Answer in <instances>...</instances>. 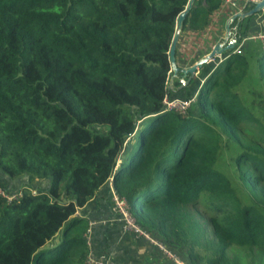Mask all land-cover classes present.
<instances>
[{"label": "trees", "instance_id": "1", "mask_svg": "<svg viewBox=\"0 0 264 264\" xmlns=\"http://www.w3.org/2000/svg\"><path fill=\"white\" fill-rule=\"evenodd\" d=\"M188 2L0 0V188L21 192L0 196V264H86L77 211L110 178L179 258L264 264V45L242 42L240 19L225 65L190 80L185 112L164 110L183 89L168 87V50ZM223 2L194 1L183 46Z\"/></svg>", "mask_w": 264, "mask_h": 264}, {"label": "crops", "instance_id": "2", "mask_svg": "<svg viewBox=\"0 0 264 264\" xmlns=\"http://www.w3.org/2000/svg\"><path fill=\"white\" fill-rule=\"evenodd\" d=\"M247 3L251 4L252 7L253 5L252 3L249 2ZM245 6H246V1L243 0H238L235 7L226 3L224 0L221 7L212 13L209 25L196 37V41H197L196 45L200 49L201 48L204 49L203 54L208 52L211 49L212 45L218 42L219 40H221L222 37L224 36L225 34L224 25L226 19L230 15H232L233 12L237 10H242V11L248 10ZM250 17L251 18L249 19L246 27L248 36L252 35L255 32L264 30V8L259 12L251 15ZM231 25H232V30L236 31L237 25L235 24V21H233ZM246 37L247 36H245L244 38ZM244 38L242 39V42H246L247 39ZM251 40L253 39H250L249 41ZM237 46L238 43H236L234 47ZM222 57H225L224 54L211 60L210 62L213 63V66H216V64ZM198 58H196V60ZM48 183L49 181H44L42 182L41 185L45 187ZM9 184L13 187L12 181H10ZM109 188L110 186L109 183L107 182L104 186H102L100 191L97 193V195L91 202H89L86 206L80 208L82 212L81 215L85 216L89 220V226L85 233V238L89 245L90 254L93 256H97L101 253H106L114 261L120 264H138L142 261V259L145 256H146V262L151 261L152 258L154 257L152 252H154L155 248L148 241L142 238H136V240L138 239V241L144 242L146 245L140 246L136 253L131 254L137 257L128 258L126 261L127 263L122 261V259L124 260L125 257L123 258V256H120L119 252L123 254L122 250H119L121 246L119 245L120 243L117 242V238L111 236L112 229L113 227H120L121 230H123L124 232H127L128 234L131 233L125 231L123 225H121V223L118 222L121 221L119 215L115 213L111 214V211H108V202L110 196ZM103 246L104 247L108 246L111 249L114 248L112 250H115L113 251L115 252L113 253L115 255L110 254L108 253V251L102 249ZM138 258L140 259V261H138L139 260Z\"/></svg>", "mask_w": 264, "mask_h": 264}, {"label": "rangeland", "instance_id": "3", "mask_svg": "<svg viewBox=\"0 0 264 264\" xmlns=\"http://www.w3.org/2000/svg\"><path fill=\"white\" fill-rule=\"evenodd\" d=\"M255 33H257V32H255ZM255 33H253V34H255ZM186 32H182V33H180V37H179V40L181 41H179L178 40V42H177V44H178V46H180L181 47V49H182V46H183V43H184V41H185V37H186ZM190 41L188 40L187 41V43H186V46H183L184 47V49H183V51L184 52H187V56H186V58H184L182 61H176L177 62V65L179 66V67H187L189 64H192L193 63V59H195V58H198V56H199V54H200V52H204V49H200L196 44H189L188 45V43H189ZM251 42L253 43V44H255V45H257L258 43H262L259 39H255V40H251ZM195 61V60H194ZM225 60L223 61V62H221V66H223V65H225ZM207 73L205 74V75H200V71L198 72V74L195 76V78H197L196 79V81L194 80V82H197L198 80V82L196 83V86L198 85V86H201L202 85V83L204 82V80H205V77H207ZM170 76V75H169ZM175 79V78H174ZM190 82V81H189ZM188 82V83H189ZM188 83L184 86V87H182V88H180V89H182V91L180 92V93H178V94H180V95H178V97H174V98H179L182 102H185V101H190L191 102V100L194 98V96L196 95V92H197V90H196V88H193V83L192 84H190V85H188ZM178 87V85H175L174 84V82H173V90L174 91H177L179 88H177ZM185 88V89H184ZM179 89V90H180ZM189 93H190V95H189ZM190 102H189V105H190ZM189 105L187 106V108L189 107ZM186 108V109H187ZM186 111V110H185ZM102 130V132H104L105 131V128H102L101 129ZM227 158H228V156L225 154V156H224V158L222 159V161H223V168L224 169H226V170H228V167H227V165H229L228 163H226V161H227ZM121 161L120 160H118V164L120 163ZM229 171V170H228ZM109 194H110V196H109V202H108V211H111V214H113L114 213V211H113V209H112V207H113V201H112V192H111V189L109 188ZM126 205V204H125ZM125 211H126V213H125V216L123 217V219L120 217L121 215L120 214H118V215H120L119 217H120V219H121V221H118L119 223H121V225H125V227H124V229L128 226V225H130L131 223H134V219H133V217L129 214V212H128V210H127V208H126V206H125ZM77 213L78 214H81L82 212H81V210L79 209L78 211H77ZM125 220V221H124ZM116 223V222H115ZM128 223V224H127ZM125 231H128V232H130L131 234H128L127 232H124L123 230H121V228L120 227H113V229H112V233H111V236L112 237H115V238H117V242H119L120 244V248H119V250H122V253L123 254H121V252H119L120 253V256H123V258H124V260L122 259V261H124V262H126L127 261V259L128 258H131V257H134V258H136L137 256H134V255H131V254H134V253H136L137 251H138V248L140 247V246H144V245H146L144 242H141V241H138V239L136 240V238H142V237H136L135 236V233H133L132 231H130L129 229H125ZM60 232L58 233V235L51 241V244L49 245V246H52L54 243H56L57 241L56 240H58L59 238H60ZM143 239V238H142ZM49 246H46V247H44L43 249H47V248H49ZM102 249H104L105 251H108V253H110V254H113V253H115V252H113V251H115V250H112V249H114V248H109L108 246H103V248ZM118 251V250H117ZM153 253V255H154V257L152 258V260L151 261H149V262H146V256L142 259V261L140 262V263H138V264H168V260H167V257H163V256H161V255H159L157 252H152ZM150 254V253H149ZM178 254H179V252H178ZM113 255H115V254H113ZM147 255H148V253H147ZM111 258V257H110ZM180 261H181V264H190L189 262H188V258H187V256H186V254L184 253V252H181L180 253ZM112 259V258H111ZM120 259H121V257H120ZM139 259V258H138ZM113 260V259H112ZM138 261H140V259L138 260ZM137 261V262H138ZM170 262H171V260H169ZM127 263V262H126Z\"/></svg>", "mask_w": 264, "mask_h": 264}, {"label": "water", "instance_id": "4", "mask_svg": "<svg viewBox=\"0 0 264 264\" xmlns=\"http://www.w3.org/2000/svg\"><path fill=\"white\" fill-rule=\"evenodd\" d=\"M194 1L195 0H189L185 9L178 15L176 30L172 38L170 48L168 50V56H169V62H170V68H171L170 70L171 74L168 78V87L170 89L173 88L174 78L178 77V73L181 74L178 77L180 84L177 87L180 89L184 87L193 77H195L198 74V72L200 71V69L202 68L204 64L223 55L224 52L234 49L237 39L235 37L236 35L235 31L232 30L231 23L233 21H236L235 24L237 25L240 19L251 16L264 8V0H259V1L254 2L252 7L246 11L237 10L233 12L232 15H230L225 21V25H224L225 34L222 37V39L216 42L215 44H213L211 49L208 52L200 56L192 64L188 65L187 67H179L176 62V55H175L176 46H177V42L180 37V33L182 31L184 19L186 18L187 14L191 10L194 4ZM225 58L226 57H222L218 61V64L223 62Z\"/></svg>", "mask_w": 264, "mask_h": 264}, {"label": "built area", "instance_id": "5", "mask_svg": "<svg viewBox=\"0 0 264 264\" xmlns=\"http://www.w3.org/2000/svg\"><path fill=\"white\" fill-rule=\"evenodd\" d=\"M238 0H225L226 3L230 4L231 6H236ZM249 3H254L256 1L259 0H243ZM244 39H259L262 44L264 45V30L262 31H258L255 34H252ZM190 101H185L182 102L179 98H168L165 97L163 99V103H164V110L166 111H179V112H185L187 106L189 105ZM112 178H110L108 180L111 192H112V201H113V211L115 214H120L119 216L123 219V217L125 216V206L127 208V204L126 201L123 197H120L115 190L112 188V182H111ZM21 195V192H17V193H8L5 190H3L2 188H0V196L6 198L8 201H11L12 199L18 197ZM126 204V205H125ZM125 221V220H124ZM128 224V223H127ZM123 227H125V225H123ZM127 229H129L130 231H132L133 233H135L136 237H142L143 239H145L146 241H148L151 245L155 246L159 251H161V253L167 257L169 260H171V262L175 263V264H181L180 258L179 256L172 251L171 249H169L165 243L155 237H153L152 235H150L145 229L141 228L135 221L134 223H131L130 225H128L126 227ZM125 228V229H126ZM85 263L86 264H120L114 260H112L109 255H107L106 253H101L97 256H93L90 254V252L87 254L86 258H85Z\"/></svg>", "mask_w": 264, "mask_h": 264}, {"label": "flooded vegetation", "instance_id": "6", "mask_svg": "<svg viewBox=\"0 0 264 264\" xmlns=\"http://www.w3.org/2000/svg\"><path fill=\"white\" fill-rule=\"evenodd\" d=\"M181 74L180 73H178V77L180 76ZM178 77H176L177 79H178ZM179 80V79H178Z\"/></svg>", "mask_w": 264, "mask_h": 264}]
</instances>
